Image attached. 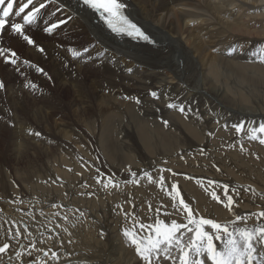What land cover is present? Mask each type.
<instances>
[{
    "label": "bare ground",
    "instance_id": "6f19581e",
    "mask_svg": "<svg viewBox=\"0 0 264 264\" xmlns=\"http://www.w3.org/2000/svg\"><path fill=\"white\" fill-rule=\"evenodd\" d=\"M26 3L15 1L7 26L0 30V49H5L4 42L10 45L9 53H16L13 57L6 51L0 62L15 60L18 67L25 62L16 59L17 52L22 55L23 45L29 44L9 27L23 25V17L43 3L35 21L23 29L43 49L29 52L38 64H50L48 75L34 78L44 70L31 63L37 73L15 70L39 85L49 77L55 90L68 94V100L52 97L44 87L37 88L38 100L29 98L25 82L8 83L7 104L0 99V151L9 148L17 163L27 158L30 162L28 170L16 169L21 172L15 173L16 179L0 164V221L14 224L19 232L13 235L12 247L0 256V264H144L135 247L117 232L123 234L127 228L146 236L148 232L140 233L137 225L153 224L156 219L186 223V214L172 206L168 195L173 184L198 217L230 228L264 225V218L256 215L264 211V150L251 143L244 131L245 125L264 124V63L258 59L264 55V0H119L153 44L114 35L77 0H33L16 15ZM53 24L58 26L49 34L45 29ZM16 35L22 43L14 39ZM74 52L79 55L74 57ZM6 67L1 65L0 79ZM41 102L47 104L42 105L47 111L40 108ZM49 112L61 116L58 124L50 120ZM13 115L20 117L13 122ZM240 125L241 132H236ZM76 130L78 137L75 134L72 144L66 135ZM48 145H55L56 151ZM91 150L96 156L102 154L111 175L118 176L111 170L115 166L119 174L130 167L135 171L123 175L127 184H121L122 191L100 190L98 185L109 180L105 176L69 181L70 169L80 165L64 156L70 152L87 158L85 153ZM40 168L56 178L46 180L44 169L36 173ZM49 180L71 183L67 191L71 203L56 196L57 189L51 196H42ZM11 181L22 190L13 191ZM224 186L234 200L231 211L224 206ZM213 192L220 202L212 199ZM83 197L98 206L79 201ZM68 208L70 214L75 211L74 226L87 218L92 221L90 233L94 228L98 234H65L57 217ZM237 216L246 219L237 221ZM32 222L43 225L40 231ZM190 236L186 233L185 241ZM172 255L178 258L179 253L173 249ZM154 264L172 262L161 257Z\"/></svg>",
    "mask_w": 264,
    "mask_h": 264
},
{
    "label": "snow or ice",
    "instance_id": "6c2138e0",
    "mask_svg": "<svg viewBox=\"0 0 264 264\" xmlns=\"http://www.w3.org/2000/svg\"><path fill=\"white\" fill-rule=\"evenodd\" d=\"M79 2L104 18L112 31L124 33L148 41L149 43L152 42L136 24L123 16L121 10L124 5L119 3V0H79ZM4 4L5 0H0V5ZM31 4H33V0H27V3L20 7L19 11L15 14L19 16L21 13H24L25 8ZM44 7L45 5L41 3L34 11L25 15L23 17V25H31L40 10ZM12 11V0H9L6 7L0 8V13H2L0 15V29L5 28V18L9 17ZM23 25L21 23L12 24V31L19 34L29 45H33L34 40L24 34ZM57 26L53 24L50 28H46L45 31L50 34L52 29ZM39 50L43 51L42 48ZM6 51L8 50L0 49V56H3ZM231 51L234 52L236 49L233 48ZM11 55L15 57L16 53L12 52ZM73 55L75 57L79 54L74 52ZM258 59L259 62L264 63V55L259 56ZM11 62L14 64L15 60ZM0 88H3L2 83H0ZM152 96L155 98L156 93L153 92ZM168 107L174 108L176 105L169 104ZM179 111L184 112V108L180 107ZM242 128V125L236 126L235 130L236 132H241ZM262 135H264V124L260 125L258 129H251L248 133V138L251 140L259 139V142L264 144V138H261ZM145 175L148 176L150 183L153 182L152 177L148 173H145ZM108 183L113 184V187L118 186L111 180ZM209 183L212 182L210 181ZM159 184L161 186L164 184V178L162 176L159 179ZM107 186L105 184V187ZM224 192L227 197L224 206L231 211L232 205L234 204L233 197L227 195V186H224ZM168 195L174 202L172 206L177 211H182V214H186V223H177L173 220L169 224L161 219H156L153 224L149 225L141 223L138 227L148 232L146 236L138 235L135 230H129L127 228L123 231L124 237L135 247L137 254L144 261V264L159 262L161 257L164 260H170L172 264H177V261L178 264H206V262H210V264H264V225H258L254 229H248L246 227H235V224H233L230 228L228 225H222L211 219L198 217L194 214V210L190 207L189 203H186L181 197L177 185L173 184L171 186V192ZM211 195L213 200L220 202V197L215 192ZM256 215L258 218H264V211ZM243 219L246 218L236 217L237 221ZM209 228L211 231L206 230ZM182 230L185 231L182 232ZM186 233H191L187 241L184 239ZM16 235L19 236V232ZM258 245L260 249H258ZM8 248L9 245L7 243L0 246V254L7 252ZM173 249L179 253L178 258L173 257ZM19 255L20 253H17L18 257ZM52 255L55 257L56 253L53 252Z\"/></svg>",
    "mask_w": 264,
    "mask_h": 264
},
{
    "label": "rangeland",
    "instance_id": "374dc122",
    "mask_svg": "<svg viewBox=\"0 0 264 264\" xmlns=\"http://www.w3.org/2000/svg\"><path fill=\"white\" fill-rule=\"evenodd\" d=\"M215 1H217V0H211L212 3H214ZM191 24L193 25L194 23H191ZM9 28H10V30H12L11 25H10ZM9 34H11V33H9ZM14 39H18L22 43V40H21V38H20L19 35H16V37ZM58 46H60V45L58 44ZM3 48H5L6 50H8L10 48V45L7 47L4 44V42H3ZM39 49H41V46H38V44L35 43V42L31 46L24 44L23 45V50L24 51H23L22 55H20V53L17 52V58L16 59H20V61H25L19 67L16 66L18 64H16V63L13 64L12 62L10 63L7 60H4V61H1L0 62L1 63L0 64V67H1V65L7 66L6 67L7 70H5L6 73L4 71L3 74H2V79H0V80H3V88H0V99H1V103L2 104H7L6 103V100H5V97H6V85L8 83H17V82H25V83H27V85H26V91H27V94H28L29 98H35L36 100H38L39 95H38V89L37 88H42L43 89V87H44L47 91H49V93L51 94L52 97H56V96H59L60 95L64 99L68 100V94L67 93H64L63 94V93H60L57 90H55L54 89V86H53V83L51 82V80H50L49 77H46L45 80L43 81L45 83H42L40 85H39V83L36 84V83L31 82L32 81L31 78H33V77L34 78H43V77H45V76L48 75V71H49L50 64H48V63L38 64L36 62L37 59L32 58L33 57V54L29 52V50H34V52H36ZM8 54L10 55L11 52L10 53L8 52ZM249 62L252 65H259V63L254 64L253 61L252 62L249 61ZM29 63H31L33 65L40 66L41 68H43L44 73L43 74L34 75L33 77H30V75H28V74L20 73L22 71L18 72V70L17 71L15 70L17 68L18 69L21 68V69H26V70H34L35 73H37L38 70H35L34 67L28 65ZM7 71L12 72L13 73L12 76H11V74L9 75L8 74L9 72H7ZM84 78L85 77H82L80 80H83ZM75 80H77V78L76 79H73L72 82H74ZM27 94H25L24 96H26ZM24 101H27L26 100V97H25ZM43 104L47 105L45 102H41L40 103V108H42V105ZM42 110L43 111H47L48 108L43 107ZM113 111H115V108H113ZM52 115H53V118H52ZM14 117H20V116L19 115H13V122H15ZM48 117H50V120L54 124H58L60 122V120H61V116H59L58 114H51V112L48 113ZM262 123H264V122H262ZM248 126L245 125V127H244V131L245 130L248 131V132L245 131V133H249V131L251 129H254V126H256L255 129H258L257 128V125L254 124V123L253 124H249ZM117 128H118V126H117ZM151 129H155V127L154 126H151ZM76 132H77V130L74 131V132H70L68 135H66L67 137H69V139L71 140L70 142H72V144H75L76 143V137H78V134L82 133L81 130L79 132V129H78V132H77L78 134ZM81 136H82V134H81ZM64 142L66 143V141H64ZM251 143L255 144L261 150H264V144H261L259 142V139H257V140H251ZM48 146L53 151H56V149H57V147L55 145L54 146L48 145ZM239 147H240V145H239ZM57 152H58V150H57ZM59 154H60V152H59ZM85 157H87L88 159L87 158H82L78 154H74V153H70V152H68L64 156V158L68 159L71 163L80 165L79 168H74L73 167V168L70 169V171L72 172V177L73 178L71 180H69V181H72V180H75V179H78V180L87 179V180H90L91 181V177L97 179L98 177L105 176V177H109V180H111L112 182H115L114 184L118 185L117 186L118 188L117 187H113V184L110 185L108 183L109 180L107 181V179H106L103 183H100L98 185V186L101 187L100 190H103V189L104 190H110L111 189V190H115L112 193H116V192L119 193L120 190L122 191V189H123V188L121 189L122 185L125 186V184H127L126 179H122L123 178V175L127 177V175L130 172H133V174H136L135 171H132V168L131 167L128 169V172L124 173V171H122L121 172L122 174H119V172L117 171L118 167L115 166L111 170L117 172L118 173V176L117 175L115 176V174H112L111 175L109 172H107L108 169H110V168H109L108 162L102 157V154H97V156H96L94 153H92V150H91V151L85 153ZM226 157H227L226 154H224L223 155V158H226ZM253 159L255 161H257V163L260 162V158L257 157V156H254ZM88 160L92 161L93 163H96L95 166L94 167L84 166L83 163L88 162ZM0 164H1V168L5 170L6 174L8 176H10L11 178H14V179H16L15 178V173H16L17 176H18V174L21 173V172H19V171L16 170L18 167L20 169L28 170L29 169V166H30V162H29V159L28 158L27 159H24L21 163H17L16 160H15V157H13L12 152L10 151L9 148L3 150L2 152L0 151ZM41 164L42 163L39 164V167L41 166ZM192 165H194V164H192ZM42 169H44L45 170V174L48 175V177H47L46 180L52 179V178H56V174H52L51 172H48L47 171V168H40V170L38 172H36V173H40ZM68 170H69L68 168H65V171H68ZM255 173L256 174H260L259 171H256ZM261 173H262L261 174V177H264V172H261ZM12 182L13 181H11L8 184L12 188L13 191H15V192L18 191L19 192V191L22 190L17 185V183H12ZM35 182H36V179H35ZM130 182H131V186H133V188H134V185L136 183L133 182V179L130 180ZM105 183H107V185H108L107 187H104L105 186ZM70 184L71 183H64V182H61L60 183V180L59 181L49 180L47 182V184H45V186L43 187L44 190H45V192L44 193H41V194H42L43 197L51 196V192L54 189H57V190H60V194L59 195H56V196H59L62 200L66 201L68 203H71L72 197L67 193L68 189L71 187ZM74 186H75V184L72 185V189H74ZM32 188L33 187H31V191H32ZM122 197L125 200H128L129 199V197L128 196H125V195L122 196ZM79 201L90 202V207L95 206V205L98 206L97 203H94L91 200H89L87 198H84V197H83V200H79ZM79 204L84 205L83 203H79ZM82 205L79 206V207L80 208H83L84 206H82ZM70 210L71 209L68 208L65 211V213H63L62 215H60V216L57 217V222L59 223V225L61 226L62 231L65 234L72 233V234H74V235H76L78 237L93 236V235H97L98 234L97 233V229H94V228H93L94 231L90 233V231L92 230L91 225H90V223H92V221L90 219H87L86 218V220H84V218H81L80 223L78 225L74 226L73 225V222H74V218H75L76 214H75V211L72 214H70V212H71ZM32 224H34L35 229L38 230V231H40L39 228L43 226L41 223L38 224V225H36L35 222H32ZM137 227H138V225H137ZM138 230H139L140 233L147 232L146 230H142L140 228H138ZM17 232H18V229H17V227L14 224L6 223L5 221H0V244L6 241V242L10 243V245L12 247L13 235H14V233H17ZM117 233L121 237L123 236L122 233H120V232H117ZM30 263H33V262H30Z\"/></svg>",
    "mask_w": 264,
    "mask_h": 264
},
{
    "label": "water",
    "instance_id": "95a60500",
    "mask_svg": "<svg viewBox=\"0 0 264 264\" xmlns=\"http://www.w3.org/2000/svg\"><path fill=\"white\" fill-rule=\"evenodd\" d=\"M7 244L9 245V248H8V250H9L10 247H11V245H10V243H8V242H7ZM8 250H7V251H8ZM5 253H6V252H5ZM5 253H3V254H5ZM45 253H46V252H44L43 256L45 255ZM3 254H0V255H3Z\"/></svg>",
    "mask_w": 264,
    "mask_h": 264
}]
</instances>
